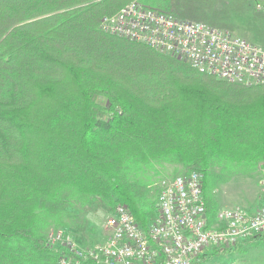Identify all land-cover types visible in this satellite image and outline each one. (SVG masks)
<instances>
[{
    "label": "trees",
    "instance_id": "obj_1",
    "mask_svg": "<svg viewBox=\"0 0 264 264\" xmlns=\"http://www.w3.org/2000/svg\"><path fill=\"white\" fill-rule=\"evenodd\" d=\"M131 1L0 0V264H58L50 228L95 203L125 205L146 230L158 168L203 176L211 226L216 187L264 162V86L105 33ZM139 1L184 19L215 0Z\"/></svg>",
    "mask_w": 264,
    "mask_h": 264
},
{
    "label": "built area",
    "instance_id": "obj_2",
    "mask_svg": "<svg viewBox=\"0 0 264 264\" xmlns=\"http://www.w3.org/2000/svg\"><path fill=\"white\" fill-rule=\"evenodd\" d=\"M254 1L258 8L264 3ZM101 29L172 54L202 74L247 87L264 86V48L217 27L181 21L134 1L105 16ZM259 172L262 198L255 211L223 208L210 226L203 176L192 172L161 181L158 214L146 230L119 204L104 217V241L82 246L58 229L47 235L46 245L58 252V264H196L214 249L234 250L264 236V162Z\"/></svg>",
    "mask_w": 264,
    "mask_h": 264
},
{
    "label": "rangeland",
    "instance_id": "obj_3",
    "mask_svg": "<svg viewBox=\"0 0 264 264\" xmlns=\"http://www.w3.org/2000/svg\"><path fill=\"white\" fill-rule=\"evenodd\" d=\"M139 0H132L131 2ZM130 2V3H131ZM188 0H183V3ZM140 4V3H139ZM204 18L195 15L188 8L184 10V19L175 17L181 21L199 22L228 31L232 35L248 40L249 42L264 48V3L258 8L254 0H242L236 4L222 0H215ZM110 16V15H109ZM187 18V20H186ZM153 177L154 187L159 190L163 180H174L182 176L171 169L163 171ZM186 175V174H184ZM261 173L259 167L256 173L238 174L219 184L213 192L217 213L223 208L244 207L254 211L261 204L260 191ZM109 213L108 209L100 203H95L88 209L74 212L72 221L68 227H52V231L63 229L69 232L82 246H92L104 241L105 233L101 229L104 217ZM210 253V252H209ZM264 264V238L257 237L249 240L239 249H234L220 256H210L202 260L200 264Z\"/></svg>",
    "mask_w": 264,
    "mask_h": 264
},
{
    "label": "crops",
    "instance_id": "obj_4",
    "mask_svg": "<svg viewBox=\"0 0 264 264\" xmlns=\"http://www.w3.org/2000/svg\"><path fill=\"white\" fill-rule=\"evenodd\" d=\"M258 208H259V207H258ZM258 208H257V209H258ZM257 209H255V210H257ZM255 210H254V211H255Z\"/></svg>",
    "mask_w": 264,
    "mask_h": 264
}]
</instances>
